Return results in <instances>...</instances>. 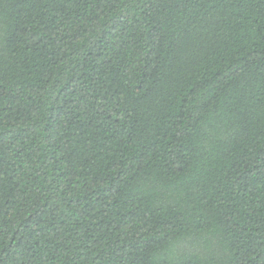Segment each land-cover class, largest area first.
Here are the masks:
<instances>
[{"label":"trees","instance_id":"trees-1","mask_svg":"<svg viewBox=\"0 0 264 264\" xmlns=\"http://www.w3.org/2000/svg\"><path fill=\"white\" fill-rule=\"evenodd\" d=\"M0 264H264V0H0Z\"/></svg>","mask_w":264,"mask_h":264}]
</instances>
